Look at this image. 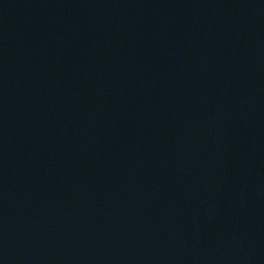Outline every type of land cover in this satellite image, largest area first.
<instances>
[{
    "label": "water",
    "instance_id": "95a60500",
    "mask_svg": "<svg viewBox=\"0 0 264 264\" xmlns=\"http://www.w3.org/2000/svg\"><path fill=\"white\" fill-rule=\"evenodd\" d=\"M0 264H264V0H0Z\"/></svg>",
    "mask_w": 264,
    "mask_h": 264
}]
</instances>
